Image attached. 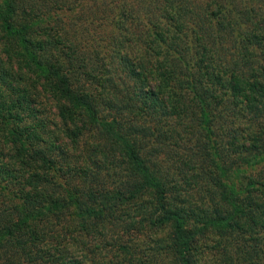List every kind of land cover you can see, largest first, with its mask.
<instances>
[{
  "label": "trees",
  "instance_id": "16d2710c",
  "mask_svg": "<svg viewBox=\"0 0 264 264\" xmlns=\"http://www.w3.org/2000/svg\"><path fill=\"white\" fill-rule=\"evenodd\" d=\"M0 264H264V0H0Z\"/></svg>",
  "mask_w": 264,
  "mask_h": 264
}]
</instances>
